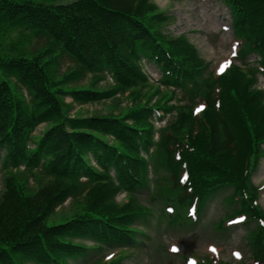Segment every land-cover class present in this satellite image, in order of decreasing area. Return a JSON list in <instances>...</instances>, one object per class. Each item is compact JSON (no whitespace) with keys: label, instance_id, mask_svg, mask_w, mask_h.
<instances>
[{"label":"trees","instance_id":"trees-1","mask_svg":"<svg viewBox=\"0 0 264 264\" xmlns=\"http://www.w3.org/2000/svg\"><path fill=\"white\" fill-rule=\"evenodd\" d=\"M224 1L243 39V52L262 53L264 72V0ZM167 19L154 0H0V39L10 29H24L53 43L33 58L0 54V147L6 151V162L25 163L50 178L28 193L15 175L6 176L0 197V264H21L20 258L69 264V258L85 250L74 242L77 237L119 246L133 241V225L146 211L134 196L122 204L115 197L121 190L133 195L145 186L150 161L167 169L168 185L176 194L178 206L169 214L171 223L195 224L187 216L188 205L197 200L201 211L203 202L225 185L235 187L231 200L240 203L228 217L240 213L252 220L264 217L253 203L256 193L250 182L264 143V93L254 87L257 69L250 75L232 65L224 74L208 79L204 109L180 112V124L163 130L159 149L149 161L142 149L149 152L152 144V128L145 124L153 108L145 104L126 117H70L63 95L88 102L109 98L113 91L63 89L74 74L52 80L42 63L43 55L59 47L88 71H112L123 89L146 80L138 65L142 54L162 56L159 61L172 73L168 77L182 83L200 73L204 63L185 36L162 33L160 25ZM7 76L21 82L32 94L31 102L16 96ZM46 122L48 128L36 137L34 131ZM184 171L189 176L180 181ZM83 177L88 180L82 181ZM79 193L77 211L69 220L47 224L58 205ZM250 243L257 264H264V224L258 223L251 232Z\"/></svg>","mask_w":264,"mask_h":264},{"label":"rangeland","instance_id":"rangeland-1","mask_svg":"<svg viewBox=\"0 0 264 264\" xmlns=\"http://www.w3.org/2000/svg\"><path fill=\"white\" fill-rule=\"evenodd\" d=\"M46 1L67 3L72 0ZM156 3L168 16L167 21L160 25L162 33L168 37L184 34L197 47L199 56L205 62L202 71L185 88L167 85L160 67L146 57L143 61L146 63L148 79L142 81L140 85L123 89H119L110 71L89 72L55 46L54 52L42 59L43 63L48 65L46 68L52 80H61L75 72L76 77L62 86L63 89L93 88L99 91L111 90L114 93L109 99L87 103L74 101L71 96L64 95L62 99L65 101L68 115L126 117L131 110L143 106V99H148L149 106L163 105L162 116H154L153 120L149 118L150 122L145 124L152 128L151 151L159 146L162 128L173 124L179 125L180 112H188L198 107L199 102L203 100L201 94L204 92L205 82L224 65L233 61L250 75H255L257 68L249 62L253 59L254 53L247 54L245 60L242 59L245 54L241 56V53L240 57L236 58L237 40L242 39L235 33L231 9L223 0H157ZM51 46H53L51 40L20 29H10L0 39V49L4 53L24 54L28 57L38 56ZM10 82L18 97L31 99V95L27 94L17 79L11 78ZM261 85H264V82ZM254 87H257L256 84ZM159 100L162 102H158ZM127 121L132 124L129 118ZM46 126V124L40 126L37 134L43 132ZM107 140L113 142L111 138ZM33 144L34 141L31 142V145ZM3 154V150L0 149V194L8 174L15 175L28 193L35 192L39 186L49 182L50 179L38 170L30 171L24 167L3 169ZM142 154L146 157L144 150ZM143 180L146 186L136 191L134 201L141 205L142 210L150 213L146 220L141 219L138 222L139 227L133 234L136 238L130 248L115 252L119 254L118 264H184L185 256L202 260L211 259L212 253H217L223 264H253L247 238L250 231L256 227V222L253 221L247 226L243 223L227 229L218 228L219 222L238 208V203L234 204L229 200L233 191L231 186L220 189L206 203L198 224L189 226L169 222L166 205L173 204L174 194L164 171L156 173L148 166ZM253 183L261 188L258 202L264 209V156L253 174ZM73 197L57 209L48 219V224L72 217L77 211L74 202L81 197V193ZM129 197V194L121 192L116 195L115 200L117 203H123ZM78 241L89 247L88 254L71 260L70 264H98L99 259L110 256L114 252L113 249H116L89 241L85 237ZM74 242L76 243V240ZM174 246L176 250H173ZM236 253L240 254L239 257L235 255ZM22 263L38 264L24 259Z\"/></svg>","mask_w":264,"mask_h":264},{"label":"snow or ice","instance_id":"snow-or-ice-1","mask_svg":"<svg viewBox=\"0 0 264 264\" xmlns=\"http://www.w3.org/2000/svg\"><path fill=\"white\" fill-rule=\"evenodd\" d=\"M173 250H176L175 249V246H174ZM213 250H215V249H213ZM235 255H237V257H239L240 254L239 253H236Z\"/></svg>","mask_w":264,"mask_h":264}]
</instances>
